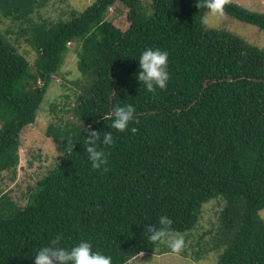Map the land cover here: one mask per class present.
Listing matches in <instances>:
<instances>
[{
  "label": "trees",
  "instance_id": "16d2710c",
  "mask_svg": "<svg viewBox=\"0 0 264 264\" xmlns=\"http://www.w3.org/2000/svg\"><path fill=\"white\" fill-rule=\"evenodd\" d=\"M46 3L0 0L9 22L0 28V175L16 179L22 133L35 124L72 43L86 81L73 83L82 91L74 108L67 101L52 109L55 168L29 188L25 206L0 192V264H34L58 236L65 247L90 241L113 264L173 253L151 242L147 227L167 216L172 235H188L213 201L224 202L220 226L196 260L214 249L222 250L217 264H264V49L207 29L208 9L196 0H99L55 22L43 19ZM116 4L128 10L125 30L107 19ZM224 12L264 30L263 15L227 0ZM24 46L36 53L34 67ZM148 47L169 53V82L155 92L136 79ZM124 104L136 109L135 133L111 128L114 107ZM89 128L113 134L111 146L97 141L106 171L88 160Z\"/></svg>",
  "mask_w": 264,
  "mask_h": 264
},
{
  "label": "rangeland",
  "instance_id": "374dc122",
  "mask_svg": "<svg viewBox=\"0 0 264 264\" xmlns=\"http://www.w3.org/2000/svg\"><path fill=\"white\" fill-rule=\"evenodd\" d=\"M99 0H47L43 7V19L55 22L60 19L70 20L71 14H84L90 7ZM238 5L244 10L264 16V0H227ZM144 4H152V0H143ZM107 19L125 30L129 27L128 10L122 4H116L111 7L107 13ZM42 22L40 19H35ZM5 22V23H4ZM9 22L0 18V28L6 29ZM204 24L207 29L224 30L231 34L241 37L246 42L264 49V30L258 27L241 22L226 12L222 16H211L209 11L204 18ZM70 52L66 56L62 68L54 76L53 84L37 113L35 124L24 129L21 137L22 146L20 149V165L17 176L11 181V175L5 173L0 175V192L8 194L17 204L25 206L28 201L29 188L36 186L39 180L47 176L49 171L57 165L60 160L61 151L52 137L47 135L49 125L57 122L52 111L55 104L71 103V108L76 106V96L82 94L76 84L78 81H86L79 69V58L74 43L69 45ZM21 51L34 67L35 51L28 47H20ZM63 76V77H60ZM66 83L67 87L73 91L65 90L62 86ZM77 93V94H76ZM68 101V102H67ZM56 105V106H57ZM67 120H74V114L66 116ZM2 123L0 122V131ZM224 207V202L213 201L204 208L203 217L196 230L188 235H182L185 245L180 254L165 253L160 254H141L139 258L131 260L128 264H217L222 250H208L197 261V252L200 247H206L215 236L220 226V212ZM264 219V210L261 215ZM176 235V234H175ZM166 247L167 244L165 243ZM158 252V251H157ZM184 253L186 255H184ZM183 254V255H182Z\"/></svg>",
  "mask_w": 264,
  "mask_h": 264
},
{
  "label": "clouds",
  "instance_id": "9594fccd",
  "mask_svg": "<svg viewBox=\"0 0 264 264\" xmlns=\"http://www.w3.org/2000/svg\"><path fill=\"white\" fill-rule=\"evenodd\" d=\"M226 0H196L197 7H205L211 16L219 17L223 15ZM169 53L159 48H145L139 55V70L136 75L137 81L144 86L148 92H155L157 88L165 89L169 82ZM135 107L132 104L115 106L112 113L111 128L118 132L129 130L130 125L136 120ZM135 133V127L130 128ZM89 137L85 151L93 169L107 170L106 153L102 148L97 147V141L102 145L111 146L114 142L111 131L104 132L101 137L100 132L89 128ZM160 227L148 226V239L153 242H164L173 253H180L185 245L182 235H172L169 226L172 221L167 216H161ZM61 238L58 236L51 241L49 246H43L36 251L34 264H113L112 257L103 253L99 249L94 250L90 241L81 240L70 246H60Z\"/></svg>",
  "mask_w": 264,
  "mask_h": 264
}]
</instances>
